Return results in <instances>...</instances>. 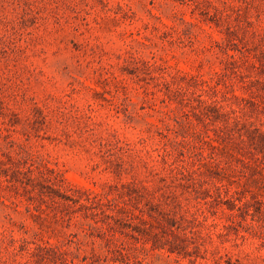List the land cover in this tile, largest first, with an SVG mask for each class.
Segmentation results:
<instances>
[{
	"label": "rangeland",
	"instance_id": "rangeland-1",
	"mask_svg": "<svg viewBox=\"0 0 264 264\" xmlns=\"http://www.w3.org/2000/svg\"><path fill=\"white\" fill-rule=\"evenodd\" d=\"M0 264H264V0H0Z\"/></svg>",
	"mask_w": 264,
	"mask_h": 264
}]
</instances>
